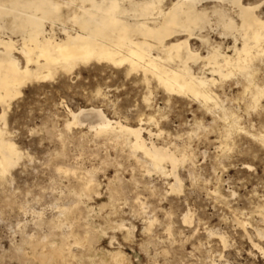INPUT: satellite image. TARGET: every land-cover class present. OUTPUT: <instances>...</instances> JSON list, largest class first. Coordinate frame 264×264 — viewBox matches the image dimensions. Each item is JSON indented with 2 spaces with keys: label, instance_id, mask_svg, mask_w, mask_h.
Returning <instances> with one entry per match:
<instances>
[{
  "label": "rangeland",
  "instance_id": "obj_1",
  "mask_svg": "<svg viewBox=\"0 0 264 264\" xmlns=\"http://www.w3.org/2000/svg\"><path fill=\"white\" fill-rule=\"evenodd\" d=\"M140 78L109 67H80L71 76L27 85L11 102L6 130L23 159L0 181V264H39L26 255L27 237L49 243L59 239L62 230L50 222L64 208L74 235L79 240L86 236L92 244L87 255L85 247L70 239L80 264H115L111 254H124L128 264H264L238 224L246 221L248 234L264 247L254 233L264 228L257 209L264 203V146L247 134L263 130L264 100L253 108L237 78L215 88L231 101L246 132L227 138L220 115L206 113L191 99L168 97L155 83L149 85L153 95L148 106L143 101L147 85ZM89 107L132 126L153 116L158 126L143 127L161 132L152 139L156 145L193 155L177 169L183 194L171 192V178L147 175L127 148L88 128L65 129L67 109ZM60 167L72 173H62ZM87 171L94 172L96 185L83 195L81 178ZM215 189L225 201L213 197ZM186 214L189 224L183 223ZM219 235H225V247Z\"/></svg>",
  "mask_w": 264,
  "mask_h": 264
},
{
  "label": "bare ground",
  "instance_id": "obj_2",
  "mask_svg": "<svg viewBox=\"0 0 264 264\" xmlns=\"http://www.w3.org/2000/svg\"><path fill=\"white\" fill-rule=\"evenodd\" d=\"M65 2L67 0H0V115L3 116L0 120V173L7 172L0 181L8 179L23 159V154L6 130V115L11 102L22 94L27 85L54 81L61 75L71 76L80 67L96 65L122 70L127 75L138 74L147 85L148 93L143 101L148 106L153 95L149 85L155 83L168 97L191 99L206 113L220 115L228 132L227 138L233 132L246 133L231 101L225 93H216L215 88L237 78L244 84L243 98L250 99L253 108L258 109L264 100L260 93L264 84L255 77V83L250 85L243 76L237 75L240 71L237 61H242L247 55L256 65L264 49L254 36H250L245 50L244 36L248 32L239 21L238 13L232 10L229 0H118L119 8L114 10L103 6L110 5L112 0H78L76 7L60 9L58 13L48 6L49 3ZM213 4L219 5L213 18L215 22L205 24L202 16ZM212 36L220 41L213 40ZM192 41L199 43L200 47L194 48ZM67 116L66 130L88 128L96 137L127 148L147 175L156 173L171 178L173 182L169 189L172 193V185L182 184L177 169L190 162L193 155L166 145H156L152 139L160 136L161 132L156 134L143 127L144 123L158 126L153 116L146 120L138 117L134 126L125 121L110 120L96 107L77 111L67 109ZM247 134L264 146L261 143L264 126L260 132ZM173 167L175 173L169 175ZM59 171L72 173L70 169L62 170L61 167ZM81 179L84 182L82 194L89 195L96 185L94 172L87 171ZM212 195L217 201H225L218 189ZM64 209L56 219L49 221L53 228L62 230L59 239L49 243L38 236L27 237L29 252L26 255L33 261L39 264L78 263L77 253L71 251L70 239L75 240L74 244L85 247L87 255L92 253L88 237L79 240V236L74 235L73 224L67 222L69 213ZM257 209L264 223V203ZM37 216L41 218L42 213ZM186 216L189 224L188 214L184 215L183 223ZM245 223L238 222L252 247L264 258V247L254 242L246 231ZM64 227L68 230L63 231ZM254 233L264 242V228H255ZM223 236L219 235L218 241L225 247L227 241ZM48 238L50 241L51 237ZM111 255L115 264H128L124 254Z\"/></svg>",
  "mask_w": 264,
  "mask_h": 264
},
{
  "label": "snow or ice",
  "instance_id": "obj_3",
  "mask_svg": "<svg viewBox=\"0 0 264 264\" xmlns=\"http://www.w3.org/2000/svg\"><path fill=\"white\" fill-rule=\"evenodd\" d=\"M78 0H67V2L62 4L49 3V7L56 10L58 13L60 9H72L77 6ZM230 6L233 11L238 13V19L242 22L243 27L247 29L248 35L244 36L245 50L249 44V37L254 36L256 41L260 44L261 48L264 49V0H229ZM104 7H109L111 9L119 8L118 0H112V3L103 5ZM199 7V5H197ZM219 5L213 4L212 8L208 13H204L202 19L205 24L214 23V16L218 13ZM76 20V17H72ZM234 23V21H233ZM240 65V71L237 75L243 76L245 80L251 85L255 83L254 78L259 76L261 78V83L264 84V51L260 54L259 59V71L256 69L255 63L251 59L245 56L242 61H237ZM260 93L264 95V87L260 88ZM99 94V93H98ZM148 101V98H145ZM0 120H3V116L0 115ZM261 143H264V137H261ZM184 159H187L186 157ZM175 173V167L173 171L168 173L173 175ZM7 172L0 173V178L6 177ZM172 190L174 193H182V184L177 182L172 185ZM185 224L188 223V217H185ZM264 239V237H262ZM264 251V249H262ZM71 264V262H69ZM154 264H159V262H154Z\"/></svg>",
  "mask_w": 264,
  "mask_h": 264
}]
</instances>
